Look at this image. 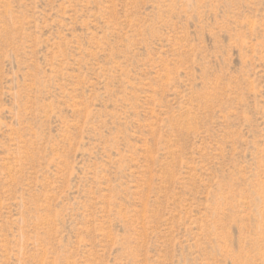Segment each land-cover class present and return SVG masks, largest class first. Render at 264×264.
Instances as JSON below:
<instances>
[{"label":"rangeland","instance_id":"obj_1","mask_svg":"<svg viewBox=\"0 0 264 264\" xmlns=\"http://www.w3.org/2000/svg\"><path fill=\"white\" fill-rule=\"evenodd\" d=\"M0 264H264V0H0Z\"/></svg>","mask_w":264,"mask_h":264}]
</instances>
